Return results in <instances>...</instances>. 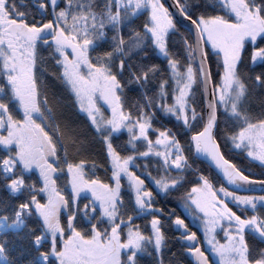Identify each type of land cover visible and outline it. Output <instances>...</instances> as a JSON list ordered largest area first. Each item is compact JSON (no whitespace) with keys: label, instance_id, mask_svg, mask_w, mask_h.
Segmentation results:
<instances>
[{"label":"snow or ice","instance_id":"1","mask_svg":"<svg viewBox=\"0 0 264 264\" xmlns=\"http://www.w3.org/2000/svg\"><path fill=\"white\" fill-rule=\"evenodd\" d=\"M0 192V264H264V0H0Z\"/></svg>","mask_w":264,"mask_h":264},{"label":"trees","instance_id":"2","mask_svg":"<svg viewBox=\"0 0 264 264\" xmlns=\"http://www.w3.org/2000/svg\"><path fill=\"white\" fill-rule=\"evenodd\" d=\"M21 7L23 8V5H21ZM132 95H134V94H132ZM258 101H259V96H257V98L254 99V100L252 101V103L258 105ZM4 195H6V194L3 193V192H0V196H4ZM144 264H148L147 258H145Z\"/></svg>","mask_w":264,"mask_h":264}]
</instances>
